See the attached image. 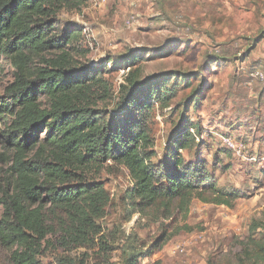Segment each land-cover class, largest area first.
<instances>
[{"label": "rangeland", "instance_id": "rangeland-1", "mask_svg": "<svg viewBox=\"0 0 264 264\" xmlns=\"http://www.w3.org/2000/svg\"><path fill=\"white\" fill-rule=\"evenodd\" d=\"M59 23L60 31L82 29L80 46L89 53L76 60L100 67L111 84L112 98L101 103L108 116L122 115V95L175 86L171 100L155 102L150 120L156 163L167 159L173 136L191 127L197 138L186 160H206L219 185L243 194L232 207L194 198L176 218L159 219L154 211L133 212L125 199L132 187L127 170L107 166L89 177L110 195L97 219L109 252L54 247L42 263L68 257L75 264H264L243 252L264 240V83L251 75L264 72V0H87L63 10ZM14 79L3 58L0 96ZM5 131L4 121L0 151ZM227 137L236 149L225 146ZM0 264H12L3 246Z\"/></svg>", "mask_w": 264, "mask_h": 264}, {"label": "trees", "instance_id": "trees-1", "mask_svg": "<svg viewBox=\"0 0 264 264\" xmlns=\"http://www.w3.org/2000/svg\"><path fill=\"white\" fill-rule=\"evenodd\" d=\"M85 2L0 0V67L6 58L15 75L0 96V123L6 122L0 164H7L0 165V246L10 250L12 264H43L54 247L109 252L97 219L110 195L89 177L107 166L127 170L132 187L125 199L133 212L154 211L159 219L176 218L194 198L232 207L243 194L219 185L206 160H186L184 151L196 142L191 127L173 136L167 159L154 161L151 116L156 101L174 97L175 86L122 95V115L101 108L112 86L100 67L76 60L89 53L80 46L82 29L59 30L62 11ZM251 243L244 254L264 261V240ZM59 264L75 262L66 257Z\"/></svg>", "mask_w": 264, "mask_h": 264}, {"label": "built area", "instance_id": "built-area-1", "mask_svg": "<svg viewBox=\"0 0 264 264\" xmlns=\"http://www.w3.org/2000/svg\"><path fill=\"white\" fill-rule=\"evenodd\" d=\"M251 75L255 79H258V80H260L261 82L264 83V72H262L261 70H255V71H253L251 73ZM192 131L194 132L193 129H192ZM196 138H197V136H196ZM224 144L230 150L236 149V144L234 143V141H233V139L231 137L225 138L224 139ZM262 164H264V162Z\"/></svg>", "mask_w": 264, "mask_h": 264}]
</instances>
